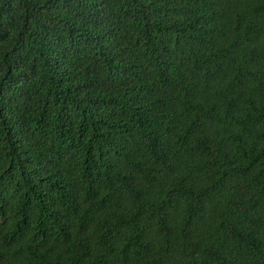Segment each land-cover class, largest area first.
I'll return each mask as SVG.
<instances>
[{
    "label": "trees",
    "instance_id": "trees-1",
    "mask_svg": "<svg viewBox=\"0 0 264 264\" xmlns=\"http://www.w3.org/2000/svg\"><path fill=\"white\" fill-rule=\"evenodd\" d=\"M0 264H264V0H0Z\"/></svg>",
    "mask_w": 264,
    "mask_h": 264
}]
</instances>
